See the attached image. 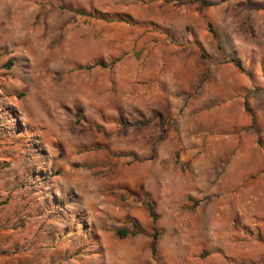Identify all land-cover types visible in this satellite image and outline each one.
<instances>
[{"label":"rangeland","instance_id":"rangeland-1","mask_svg":"<svg viewBox=\"0 0 264 264\" xmlns=\"http://www.w3.org/2000/svg\"><path fill=\"white\" fill-rule=\"evenodd\" d=\"M0 156V264H245L230 199L264 176V0H0Z\"/></svg>","mask_w":264,"mask_h":264},{"label":"crops","instance_id":"crops-1","mask_svg":"<svg viewBox=\"0 0 264 264\" xmlns=\"http://www.w3.org/2000/svg\"><path fill=\"white\" fill-rule=\"evenodd\" d=\"M245 157V156H244ZM6 157L0 156V161L7 162ZM23 159L22 157L18 158L17 160ZM6 160V161H5ZM14 160H16L14 158ZM24 160V159H23ZM12 164H9L8 168H11ZM264 176H261L262 179L257 180L254 182V184L240 188L236 191V196H232L230 201L235 200L236 201V208L238 210V213L241 215L242 224H240V227H238V233H237V243H236V258L240 261H243L245 264H264V212L257 213L256 209L257 207L263 206L264 208ZM229 200V199H228ZM227 200V205L224 206V209L229 206V201ZM253 223L251 225V216ZM256 217V218H255ZM208 224H211V219L209 217ZM252 226V236H250V233H247L245 230L248 229V227ZM211 227V226H210ZM260 230V234L258 235L257 231ZM211 236L212 232L211 229L209 230V236L206 238L205 241H208V243H211ZM39 239H42V235L36 236ZM253 237V238H251ZM30 239V238H29ZM66 239H69V236L64 238L62 241H65ZM48 240V239H47ZM42 241V240H41ZM68 249L62 250L61 252L65 254ZM60 250L55 248L54 250L44 251L43 253L47 256L48 260L45 261L43 264H67L66 260H63L64 258ZM42 251L39 249L32 248L31 250L27 251L26 253H23L25 260L28 261V264H39L41 262L40 256ZM118 251L116 250H110L107 249L104 251V260L103 264H109L108 258L109 255L112 254L114 257H117L116 255ZM227 254V253H226ZM228 255V254H227ZM233 255V254H232ZM5 256V255H4ZM81 256V255H80ZM89 254H86L85 256L79 257L78 261L72 260L71 264H82L85 260H90L91 263L95 262L94 264H100V260L98 259H91L89 258ZM95 255H92V258H94ZM96 256H99L96 254ZM55 257V259H54ZM54 259V260H53ZM207 262V259H205ZM205 262V263H206ZM220 264H227L225 263V259L222 258V261Z\"/></svg>","mask_w":264,"mask_h":264},{"label":"trees","instance_id":"trees-1","mask_svg":"<svg viewBox=\"0 0 264 264\" xmlns=\"http://www.w3.org/2000/svg\"><path fill=\"white\" fill-rule=\"evenodd\" d=\"M123 19H126V21H130L129 17H124ZM213 34V32H212ZM215 36V34H213ZM148 210H149V215L151 218V224L152 228L154 230V233L152 234V246H151V255L155 259L156 253H157V239H158V234L155 232V223H156V215L153 212V208L151 205H148ZM133 228L135 229L134 231H127V230H119L116 232L117 236L120 238H125V237H136L138 234L141 233L140 228L135 223H132Z\"/></svg>","mask_w":264,"mask_h":264},{"label":"bare ground","instance_id":"bare-ground-1","mask_svg":"<svg viewBox=\"0 0 264 264\" xmlns=\"http://www.w3.org/2000/svg\"><path fill=\"white\" fill-rule=\"evenodd\" d=\"M139 248H140V247H139ZM139 248H138V250H139ZM135 249H136V248H135ZM135 249H133V251H134ZM141 249H143L142 246H141ZM138 250H137V251H138ZM129 251L131 252V250H129ZM133 251H132V253H134ZM139 251H140V252H138V253H141L142 250H139ZM135 253H136V251H135ZM136 255H137V254H136ZM140 255H141V254H140Z\"/></svg>","mask_w":264,"mask_h":264}]
</instances>
